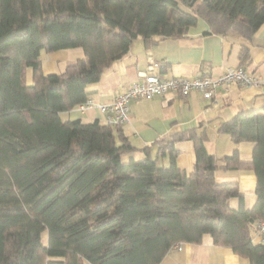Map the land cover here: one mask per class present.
Listing matches in <instances>:
<instances>
[{"label": "trees", "instance_id": "obj_1", "mask_svg": "<svg viewBox=\"0 0 264 264\" xmlns=\"http://www.w3.org/2000/svg\"><path fill=\"white\" fill-rule=\"evenodd\" d=\"M199 18L207 33L251 38L264 23V0H0V264H161L181 242L208 233L251 264H264L252 227L264 220V111L245 109L221 122L237 150L225 167L252 169L257 201L235 181H218L207 132L193 127L135 147L120 126L96 118L63 119L88 98L133 41L150 47L185 34ZM81 46L84 57L45 74L41 54ZM250 54L240 52L241 66ZM31 78L28 80V71ZM181 140L193 143L192 171L177 164ZM153 144V145H154ZM142 151V157H129Z\"/></svg>", "mask_w": 264, "mask_h": 264}, {"label": "crops", "instance_id": "obj_2", "mask_svg": "<svg viewBox=\"0 0 264 264\" xmlns=\"http://www.w3.org/2000/svg\"><path fill=\"white\" fill-rule=\"evenodd\" d=\"M208 25L199 18L196 25L178 37L160 38L148 47L142 37L136 38L130 50L105 69L101 79L87 87V94L97 103L110 102L120 92L126 90L139 79L151 60L160 61L161 70L167 75L194 77L198 74H219L224 70L241 66L242 48L250 57L244 67L261 76L259 85L232 83L219 87L213 98H206L199 91L183 96L176 91L152 99H134L130 103V119L121 125L122 132L137 148L152 144L151 155L158 161L168 163V155L158 154L160 138L174 135L187 129L201 126L207 132L206 146L218 158L219 167L215 171L218 181H235L243 192V200L232 197L229 205L233 209H252L257 201V176L252 169L225 167V156L238 151L241 159L252 158L255 143L242 141L234 144L229 133L219 129L222 121L232 118L245 109L264 111V23L251 38L234 33H207ZM81 46L61 48L41 54V65L45 74L61 73L72 60L83 58ZM66 119L82 118L103 121L97 107L81 111L73 108L61 112ZM154 144V145H153ZM179 150L177 164L189 171L194 167L193 143L190 140L176 142ZM142 151L131 152L129 157H142ZM252 227L254 242H260ZM161 264H251L248 257L241 256L232 248L214 243L211 234H204L197 243L175 244L165 255Z\"/></svg>", "mask_w": 264, "mask_h": 264}, {"label": "built area", "instance_id": "obj_3", "mask_svg": "<svg viewBox=\"0 0 264 264\" xmlns=\"http://www.w3.org/2000/svg\"><path fill=\"white\" fill-rule=\"evenodd\" d=\"M162 65L160 61L151 60L147 69L140 73L139 79L116 95L112 101L97 103L88 97L77 108L85 111L97 107L105 123L121 126L130 119V103L134 99H152L169 91H176L183 96L192 91H199L204 97L213 98L215 91L221 86L232 83L259 85L262 82L261 76L244 66L231 67L219 74H198L189 78L167 75L162 72ZM254 226L260 242L264 243V220H257Z\"/></svg>", "mask_w": 264, "mask_h": 264}, {"label": "rangeland", "instance_id": "obj_4", "mask_svg": "<svg viewBox=\"0 0 264 264\" xmlns=\"http://www.w3.org/2000/svg\"><path fill=\"white\" fill-rule=\"evenodd\" d=\"M30 78H31V69H29V71H28V80H30ZM61 117L63 118V119H66V114L64 113V114H61ZM159 162V164L161 165L162 164V162H161V160L160 161H158Z\"/></svg>", "mask_w": 264, "mask_h": 264}]
</instances>
